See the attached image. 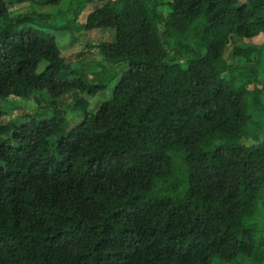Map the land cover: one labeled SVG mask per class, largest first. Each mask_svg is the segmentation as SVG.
Instances as JSON below:
<instances>
[{
	"label": "trees",
	"instance_id": "16d2710c",
	"mask_svg": "<svg viewBox=\"0 0 264 264\" xmlns=\"http://www.w3.org/2000/svg\"><path fill=\"white\" fill-rule=\"evenodd\" d=\"M61 1L0 0V17ZM166 4L164 14L151 0H102L88 13L84 29L115 30L98 44L103 58L126 62L95 111L0 124V264H213L254 253L264 139L240 138L259 91L245 81L258 79L264 0ZM66 31L25 19L0 29V101L45 90L56 103L77 90L73 104L88 106L107 89L64 56Z\"/></svg>",
	"mask_w": 264,
	"mask_h": 264
},
{
	"label": "rangeland",
	"instance_id": "374dc122",
	"mask_svg": "<svg viewBox=\"0 0 264 264\" xmlns=\"http://www.w3.org/2000/svg\"><path fill=\"white\" fill-rule=\"evenodd\" d=\"M101 1L62 0L58 5L27 3L0 17V29L8 23H12L15 26L21 19H25L31 26L42 28L51 33H56L59 27L66 28L67 31L59 37L64 56L77 58L73 61L74 67L86 66L85 79L88 85L101 80H105L108 83L106 90H102L90 98L88 106L73 104V95L78 93L77 90L66 92L57 98L56 103L50 101V96L45 90L34 91L29 98L24 100L14 97L3 99L0 101V106L4 109V114L0 116V124L20 122L26 119L25 114L35 118H51L61 113L71 123L75 118H79L80 114L82 115L83 109H88L91 112L95 111L102 101L110 97L111 88L118 80L126 62L111 63L106 61L100 52L98 44L103 41H113L115 30L114 28H93L87 30L82 25L88 13ZM151 1L158 4V9L162 13L166 14L168 12L167 0ZM34 11L35 14L32 13ZM36 12L42 15H49L39 17ZM18 26L22 28L24 24L20 22ZM261 34L252 40L253 42H258V45H261L262 48L261 62L257 71L258 79L245 81L246 87L259 90L254 95H248L247 123L240 138V142L247 145L258 143L264 139V37ZM168 37L174 45H179L181 42L175 36L170 35ZM189 42L193 47L199 48L194 37L189 38ZM232 52L233 49L230 47L226 53V57L231 63L234 61ZM44 64L41 63V66H44ZM81 95L80 93L79 96ZM84 96L87 97V94H84ZM29 116L27 119H30ZM254 221L262 230L258 234L259 242L254 253L251 256L239 254L230 261H225L216 255L213 257V264H264V196L259 200Z\"/></svg>",
	"mask_w": 264,
	"mask_h": 264
}]
</instances>
